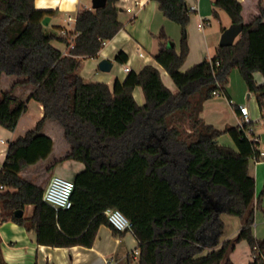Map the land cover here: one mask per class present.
Segmentation results:
<instances>
[{"label": "trees", "instance_id": "16d2710c", "mask_svg": "<svg viewBox=\"0 0 264 264\" xmlns=\"http://www.w3.org/2000/svg\"><path fill=\"white\" fill-rule=\"evenodd\" d=\"M34 1L0 0V80L14 77L8 90L0 89V126L14 131L28 100L41 103L44 110L36 128L8 143L0 168V223L33 230L37 245L90 248L98 228L109 226L104 211L117 209L138 242L137 260L130 256L124 264H233L229 254L242 241L250 249L249 264H264V240L253 234L264 190L256 195L255 180L248 174L249 161L260 156L258 141L249 140L237 126L219 130L201 117L212 93L224 94L232 70L264 110V84L254 77L258 73L264 79L261 4L259 15L245 24L241 2L213 0V17L224 11L231 24L242 25L241 33L233 45L218 46L210 60L181 71L191 13L184 0H152L164 18L181 28L179 51L168 47L161 32L158 38L165 42L154 56L174 93L153 65L129 71L112 89L79 75L82 61L96 58L103 43L121 30L118 0H107L101 9L79 10L74 37L44 26L42 20L52 11L36 9ZM50 41L64 43L66 54L56 57ZM114 60L123 65L127 55L120 51ZM22 86L31 88L25 97L15 93ZM136 87L142 90L143 105L134 100ZM46 121L62 128L70 147L50 168L64 160L84 165L71 179L74 189L66 210L43 202V188L20 175L52 152L53 142L42 131ZM223 135L230 137L233 148L219 142ZM29 206V217L15 215ZM221 214L242 223L237 235L223 242ZM111 230L122 237L123 232ZM0 264H8L1 249Z\"/></svg>", "mask_w": 264, "mask_h": 264}, {"label": "crops", "instance_id": "0c3cea01", "mask_svg": "<svg viewBox=\"0 0 264 264\" xmlns=\"http://www.w3.org/2000/svg\"><path fill=\"white\" fill-rule=\"evenodd\" d=\"M131 1L133 0H126L125 2L118 0V20L122 24L121 30L112 40L103 46L96 58H88L82 61L79 75L85 81L104 83L112 89L116 80L122 82L126 78L127 72L124 71V68L127 67L130 71L138 72L145 65H153L159 70L163 84L175 93L176 89L170 77L156 64L154 56L159 51L160 45L165 42L158 38L161 32L164 33L167 39V45L171 43L175 50L179 51L180 30L174 26L176 24L164 18L158 9L157 3L154 1L139 0L141 5L133 6L132 11H127L123 6L130 7ZM184 1L187 7L197 5L196 15L193 18V25L196 24L197 28H191L188 32V55L181 67V71H186L204 60L213 58L216 55V49L219 44L217 40L220 38V34L231 24L230 21L229 24L221 25L219 32L216 33V37L211 36L209 39L205 33V28L200 30L198 23L207 21V26H210L209 16L212 14L213 0ZM238 1L242 4L241 15L242 21L245 24L259 15V3L264 8V0ZM34 3L35 8L38 10L52 11V15L48 16L49 22L47 27L49 29L68 30L62 26L63 23H67L66 25L70 27L69 32L74 30L75 21L69 23L67 22V18L71 17L75 19L79 10L83 8L91 9V0H35ZM219 16L218 12V19L220 18ZM49 44L56 57L66 54V45L64 43L50 41ZM138 50L142 52V57L138 56ZM120 51L127 55V62L123 65L118 64L114 60ZM102 59L112 62V68L109 72H101L98 69V62ZM231 75L224 94L208 100L204 104L201 117L206 124L212 125L219 130L225 127H234L237 126L238 119L240 118L238 107H246V102L250 103L252 110L249 109L248 112L252 121L253 136L258 140L260 157L257 161L253 159L249 161L248 174L255 180L257 195L259 186L262 185V190H264V168H261V166H264V139L262 138L263 135L259 136L260 132H264V110L262 112L259 110L254 94L247 90L240 75L237 76L240 78L236 76L232 78ZM254 77L258 85L264 84V79L260 74L257 73ZM13 81L14 77L2 76L0 89L3 91L8 90ZM30 90L29 86H22L15 89V93L18 96L25 97ZM133 97L138 105L144 104V96L139 87L134 89ZM253 103H255L259 114L253 109ZM43 115L44 110L41 103L28 100L14 131L11 132L0 126V168L8 143L16 138L24 137L27 132L36 128L42 120ZM42 131L53 142V149L50 154L54 153L56 140L58 141V157L54 161L60 160L69 153L70 147L63 137L62 128L56 122L46 121ZM1 140L5 143L1 144ZM219 142L222 145L234 147L228 135L221 136ZM83 169L84 165L80 162L64 160L55 165L51 169V172L52 175L63 176L71 180ZM20 175H22V172ZM27 209L29 210L28 214H26ZM31 210L32 207H27L23 216L29 217ZM224 217L220 215V219L224 224L220 242L234 238L242 225V223L233 222L231 232L225 235V224L232 221V218ZM253 234L256 238L263 239L264 235H258L254 230ZM0 241L2 256L8 264H124L125 260L131 256L132 251L137 249L138 245L136 238L130 231L123 232L122 237L117 238L112 234L109 226L102 225L98 228L96 238L90 248L82 246L68 248L41 246L36 244V236L33 230L26 231L23 227L10 221L0 225ZM229 259L233 264H249L252 261V257L247 243L244 241L238 243L235 249L230 252Z\"/></svg>", "mask_w": 264, "mask_h": 264}, {"label": "built area", "instance_id": "2783aa9c", "mask_svg": "<svg viewBox=\"0 0 264 264\" xmlns=\"http://www.w3.org/2000/svg\"><path fill=\"white\" fill-rule=\"evenodd\" d=\"M121 2H125L126 0H120ZM141 5V2L138 0L131 1V6H123L127 11H132L133 6ZM188 11L190 13H196L197 11V5H193L188 7ZM75 19L68 17L67 22L71 23L74 22ZM207 21H201L198 23V28L201 30L205 26H207ZM72 31L69 32L65 29H60L58 31V34L62 37H69V36H75L71 35ZM106 43H103V46H105ZM73 43L70 41L68 48H72ZM142 52L138 50V56L142 57ZM125 72H129V68H124ZM214 97H218L222 95L221 91H214L213 93ZM238 112L240 115V118L237 122V127L239 130L243 131L245 136L249 138V140H255L258 141L256 137L253 136V130H252V121L248 112L247 107L245 106H239ZM5 142L1 140V144H4ZM264 156V153H263ZM260 157V156H259ZM253 160H258V158H253ZM74 189V184L72 180L66 179L64 177L58 176V175H52L43 194H42V200L49 206L53 207L54 209H69L71 207V195ZM4 188L0 186V191H3ZM104 216L109 224V226L118 231V232H127L131 228V224L128 221V219L117 209H106L104 211ZM131 256L133 260H137L138 257V249H135L132 251Z\"/></svg>", "mask_w": 264, "mask_h": 264}, {"label": "rangeland", "instance_id": "374dc122", "mask_svg": "<svg viewBox=\"0 0 264 264\" xmlns=\"http://www.w3.org/2000/svg\"><path fill=\"white\" fill-rule=\"evenodd\" d=\"M87 1H89V0H87ZM218 12L220 14V16H219L220 18L216 19L213 17L212 14H210V16H209L210 26L204 27L205 33L209 37V39L211 36L216 37V33L219 32L221 25H226V24H229V22H230L229 17L227 16V14L224 11L218 10ZM195 15H196V13L190 14V21H189L187 28H186L187 35H188V32L191 28H194V29H195V27L197 28L196 24L193 25V23H194L193 18ZM71 16L73 17V15H71ZM66 24L63 23L62 26H64L66 29L69 30L70 27ZM173 24H175V23H173ZM174 26H176V28H178L180 30V33H181V28L177 24ZM220 36H221V34H220ZM219 39L220 38H218L217 43H219ZM231 73H232V75H231ZM231 73H230V75L232 76V78H234L235 76L236 77L239 76V73L237 70H232ZM237 78H240V77H237ZM232 82L234 83L233 79H232ZM234 87H235V84H234ZM253 104H254L253 109L256 110L257 114H259L258 109L255 107L256 106L255 103H253ZM246 107L249 110V109H251L252 106L250 105V103L246 102ZM262 133H264V132H260L259 136L261 137V135H263L262 138L264 139V134H262ZM55 146H56V149H55L54 153L50 154L46 159L41 160V161L37 162L35 165L28 167L24 171H22L21 176L24 179L31 181V182L35 183L36 185L42 187L43 190H45V188H46V186H47V184H48V182L52 176V172H51L52 168H50V165L54 162V159H56V157H58L57 156V152H58L57 150H58L59 145H58L57 140H56ZM261 168H264V166H261ZM258 189L259 190H258L257 195L260 196V194L262 192V185L259 186ZM28 211L29 210L27 209L26 214H28ZM221 216H225L224 218H232L231 219L232 221L226 222V224H225V235H228L231 232L233 222H238L239 224L241 223V220L238 217L230 216V215H226V214H221ZM1 224L2 223H0V225ZM253 229H254L256 234L264 235V195L260 196L259 206L255 210V223H254ZM260 239L264 240V236H263V239L262 238H260Z\"/></svg>", "mask_w": 264, "mask_h": 264}, {"label": "water", "instance_id": "95a60500", "mask_svg": "<svg viewBox=\"0 0 264 264\" xmlns=\"http://www.w3.org/2000/svg\"><path fill=\"white\" fill-rule=\"evenodd\" d=\"M107 0H91V9L97 10L106 6ZM49 22V17H45L42 20V24L47 26ZM242 30L241 24H230L227 28L223 30L219 39V47H228L233 45L236 38L239 36ZM168 47H172V44L169 43ZM98 69L101 72H109L112 68V62L107 59H102L98 62ZM17 217L23 216V211L16 212Z\"/></svg>", "mask_w": 264, "mask_h": 264}]
</instances>
